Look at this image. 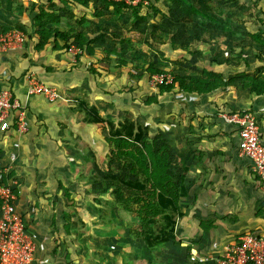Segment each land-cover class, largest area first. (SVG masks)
I'll return each mask as SVG.
<instances>
[{"label":"crops","instance_id":"crops-1","mask_svg":"<svg viewBox=\"0 0 264 264\" xmlns=\"http://www.w3.org/2000/svg\"><path fill=\"white\" fill-rule=\"evenodd\" d=\"M7 2L0 0V34L19 18L27 24L22 26L28 37L19 49L2 50L0 46V91L9 90L20 102L27 129L20 134L14 126L0 132V173L9 177L27 229L38 235L31 264H92L95 256L100 262L94 264H122L123 255L129 264H139L140 259L143 264L175 262L167 247L163 252L139 251V242L128 259L121 251L122 225L112 224L113 237L104 230L107 207H115L110 193L100 192L96 184L105 173L110 152L106 122L117 128L126 117L148 125L150 136L162 131L175 148L178 164L189 167L188 196L181 199L184 216L176 230L181 242L178 252L209 258L199 264H218L226 246L239 235H264V190L249 160L239 155L236 127L221 117L226 111L250 113L264 139V94H253L239 85L199 96L176 91L160 95L156 104L144 105L139 102L143 96H152L157 89L135 78L136 83L122 98L120 86L108 80L111 76L96 68L95 73L90 71V65L101 60L102 45L108 41L96 43L93 56L80 59L76 57L79 52L53 49L52 40L36 51L35 39L29 37L33 34L31 22L22 18H29L28 11L22 13L19 7L17 11V4ZM259 12L264 15V6ZM259 30L264 32V26ZM258 34L264 41V35ZM248 44L239 72L251 74L255 67L264 66V43L254 49ZM108 58L115 60L114 55ZM216 69L224 76L236 73L223 66ZM30 75L55 87L59 97L49 100L27 94ZM94 117L102 118L103 123L95 122ZM156 119L163 120V125ZM95 243H99L98 249Z\"/></svg>","mask_w":264,"mask_h":264},{"label":"trees","instance_id":"trees-1","mask_svg":"<svg viewBox=\"0 0 264 264\" xmlns=\"http://www.w3.org/2000/svg\"><path fill=\"white\" fill-rule=\"evenodd\" d=\"M67 5L81 10L93 6L92 15L99 20L106 16L119 17L124 14L125 10L130 9L131 22L134 26L128 28L124 35L123 32L116 33L109 31V29L103 30L99 26L86 25L84 23L86 21L85 16L72 13L73 24H68L65 30H60L59 27L64 25L61 23L63 14L60 12H64V16L67 15L69 12ZM141 6L150 10L141 14L138 10ZM189 6L194 15H201L204 20L213 21V18L208 16L206 12H201L192 4ZM18 7L22 12L21 9L23 8ZM154 10L153 2H150V6H145L142 0H139L136 5H131L123 0H58L57 2L46 0V4L43 5L33 2L28 10L33 29V34L29 37L35 39L34 49L36 51L42 50L51 40L53 49L68 51L73 45L81 50L76 55L78 59L83 55L93 56L94 48L98 46L95 45L96 43L116 40L117 42H114L119 46L113 45L111 49L102 47V51L107 57L114 55L116 64L122 66L129 62L126 56L128 50H134L133 56H136L135 52L138 49L137 45L133 43L134 41L126 34L130 31H136L137 26L135 25L137 24L135 23L152 17ZM15 26L24 31L20 23ZM7 29L8 27L5 28V30ZM150 34L156 36L153 30ZM248 36L251 38L249 43H252L253 49L257 48L259 43H264L259 34L248 33ZM59 41L63 43L59 45ZM241 51L243 50L241 49ZM190 53L194 54L195 51L193 53L190 50ZM197 53L199 54V52ZM204 55L207 57L199 56V58L202 57L200 58L202 60L210 59V64H208L210 68L195 65L196 70L194 72V69L172 67L169 72L173 76L172 82L158 84L156 93L152 96L146 95L142 99V103L144 105L156 104L160 95L176 91L199 96L219 88L225 89L239 85L241 89L248 90L253 94H264V77L260 78L259 76L260 73L264 74V66L255 67L251 74L240 71L224 76V73L217 70L216 67L230 65L232 60L229 57L217 56L219 53L211 58L210 54ZM241 56L244 58L245 53H242ZM257 58H259L258 54L255 55V59ZM136 61V59L133 60V62ZM134 68L141 73H148L149 76L154 73H163V71L155 68L152 62L146 65L144 63L136 64ZM90 71L95 73V68L91 66ZM93 120L98 123L104 121L97 117H94ZM106 124L109 134L105 137V141L110 152L107 170L101 175L102 178L96 182L99 191L110 193L114 205L121 214L122 212L128 213L130 217L138 219L137 227L130 229L144 249L163 252L164 247H167L169 254L175 255V259L182 258L183 264H199L197 261H192L189 255H184L176 250L180 243L177 239L176 230L179 220L184 216L181 199L188 196L186 179H188L189 167L178 164L175 148L172 147L169 139H166L162 131L150 136L148 125L129 117H126L117 128L110 121ZM8 178L3 172L0 173V182L7 183ZM195 196L196 194L193 197ZM175 263L176 260L173 264Z\"/></svg>","mask_w":264,"mask_h":264},{"label":"rangeland","instance_id":"rangeland-1","mask_svg":"<svg viewBox=\"0 0 264 264\" xmlns=\"http://www.w3.org/2000/svg\"><path fill=\"white\" fill-rule=\"evenodd\" d=\"M5 1H8V4L10 1V4L12 3L11 5L17 4V11L18 6H21L22 8L24 7L21 9L22 13L26 10L28 11L33 2L39 5L46 4V0ZM54 1L57 2L58 0ZM132 1H134V3L131 5H136L139 0ZM142 2L145 6H150V2H153L155 10L153 11L154 13L152 17L145 21H137L135 23L137 24L135 25L137 26L136 31H130L126 34V36H129L132 41H134L133 43L137 45L138 49L135 52L136 56H133L134 50H128L126 56L129 63H126V61V64L119 66L116 64V59H109L107 55L100 53L101 60H98L100 62L98 63L97 61V64L90 65L96 68L97 71L100 69L101 74L107 75V77L111 76L108 80L111 83L115 81L114 84L118 87L120 86L119 90L122 98L128 94L129 88H131L132 84L136 83L135 78H137V82H145L148 88L151 87L148 73L136 71L134 68L136 64L141 65L144 63L146 65L149 64V62H152L155 68L163 71V73H169L172 67L178 69L186 68L187 70L194 69L193 71L195 72V65L210 68V65H208L210 64V59L205 58L202 60L200 59L202 57L199 58V56L207 57L204 54H210L211 58L219 53L217 56H220L221 58L229 57L232 60V63L229 66L227 65L223 67H226L227 70L234 71L233 73H237L244 66L243 63L245 61L241 55L247 50L248 43L251 41L248 33H261L264 35L263 30L258 31L259 26H264V15L259 12L264 6V0H142ZM189 4H192L203 13L206 12L208 16L213 18V21L209 19L204 20L201 15H194ZM67 6V10L69 11L67 12L68 16H64V12H60L63 14L61 23L62 25L64 24L63 28L60 30H65L68 24H73L74 19H72V13L78 16H85L86 21L84 23L86 25L99 26V28L103 30L109 29V31L116 33L123 32L124 35L128 28L134 26L131 22L132 15L130 9L125 10L124 14L119 17L106 16L99 20L92 15L94 9L93 6H90V8H87L86 10L73 8L71 5ZM138 10L141 14H145L150 9L141 6ZM22 18L23 20L25 19L26 22H31L30 18H25V16ZM13 20L14 22L10 23L5 32L13 28L19 29L15 26L18 23L23 26L27 25L26 23H22L19 18H14ZM152 30L156 36H151L150 32H152ZM253 30H257L258 32ZM25 34L27 38L28 35L27 33ZM112 41L117 42L116 40ZM112 41H108L107 44H103L102 46L110 49L113 45H118L115 42L112 44ZM241 49L243 51H241ZM190 50L193 51V53L195 51V53H190ZM197 52H199V54ZM250 57L253 58L252 55H250ZM134 59L137 60V63L133 62ZM151 88L155 89V87ZM145 97L146 95H144L142 99ZM139 102L141 103L142 101L140 100ZM139 107H142L141 104ZM158 119H162V116H159ZM158 119H156L157 123H160L162 126L163 120L160 122ZM158 129H160V127H158ZM106 170L107 168L104 167V172ZM106 216L108 218H106L103 226L104 230L107 232L111 231L110 236L112 235L113 237L116 235V231L112 230L113 223L122 225L123 230L121 233L124 235V239L123 241H120L122 244L121 251L125 252L124 254H126L129 259L130 256L128 253L131 251V248L138 244V241L135 239L134 233L130 228L137 227V224L139 223L138 219L130 217L128 213L125 214L122 212L121 214L116 206L112 209L110 206L107 207ZM97 233L98 232H96V235ZM126 233H128V236H126ZM102 234L104 233L101 232L99 235L101 236ZM96 235H94V237H96ZM112 237L110 241L112 240ZM110 241L106 242L109 244ZM97 244L99 243H95V248L98 249ZM180 245L181 242L179 243V246ZM138 247L139 251L145 250L141 244H139ZM92 251L94 252L96 249ZM111 253L113 254V252ZM95 258L91 260L92 264H94V261L100 262ZM175 260L177 262L182 261L180 263L176 262L177 264L184 263L182 258H177ZM108 262L110 261L108 260ZM143 263H145V261L140 259L139 264ZM122 264H129L125 260L124 255Z\"/></svg>","mask_w":264,"mask_h":264},{"label":"built area","instance_id":"built-area-1","mask_svg":"<svg viewBox=\"0 0 264 264\" xmlns=\"http://www.w3.org/2000/svg\"><path fill=\"white\" fill-rule=\"evenodd\" d=\"M121 1V0H116ZM129 4L132 0H123ZM20 29H10L0 34L2 50L19 49L23 47L26 36ZM70 52H81L71 46ZM151 87L161 83H171L173 76L169 73H154L148 76ZM27 94L44 95L49 100L59 97L58 90L35 76L30 75L26 84ZM22 105L5 89L0 91V132L5 133L14 126L18 133L26 132L22 117ZM20 113V115H16ZM227 122L232 123L237 130L239 155L249 160L252 171L260 187L264 190V139L255 117L244 111H226L221 114ZM18 142L14 146L18 147ZM14 158V154H11ZM38 235L29 231L16 208V194L9 182H0V264H31L34 258ZM192 261L206 263L207 257L190 255ZM218 264H264V235L246 232L230 242Z\"/></svg>","mask_w":264,"mask_h":264}]
</instances>
